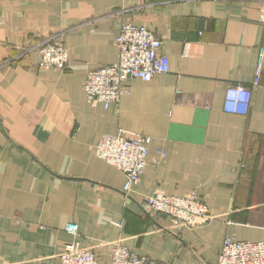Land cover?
Instances as JSON below:
<instances>
[{"label":"crops","instance_id":"crops-1","mask_svg":"<svg viewBox=\"0 0 264 264\" xmlns=\"http://www.w3.org/2000/svg\"><path fill=\"white\" fill-rule=\"evenodd\" d=\"M263 12L264 0H0V264H61L69 242L101 264L119 242L159 262L217 264L226 237L264 241V56L247 111L225 107L230 85L253 87ZM124 17L161 37L169 71L128 80L107 107L84 83L118 62ZM48 37L66 48L64 69L40 66L32 48ZM121 131L150 138L128 193L94 150ZM157 190L195 192L213 218L177 226L144 211Z\"/></svg>","mask_w":264,"mask_h":264},{"label":"built area","instance_id":"built-area-1","mask_svg":"<svg viewBox=\"0 0 264 264\" xmlns=\"http://www.w3.org/2000/svg\"><path fill=\"white\" fill-rule=\"evenodd\" d=\"M121 23L115 42L119 48L118 62L101 65L89 71L84 83L86 96L90 102H102L105 106L117 103L129 91L127 81L140 78L151 81L156 74L169 71V57L162 52L161 37L145 25H137L126 17ZM264 29V12L260 18ZM40 53V66L64 69L68 62V52L53 38H44L33 46ZM187 55V51L184 53ZM264 50L261 49L253 80V87L243 84L230 85L226 91L225 107L230 113L250 106L253 88L261 83ZM145 135L127 136L122 131L107 134L95 143L96 155L116 166L126 174L124 190L128 193L132 186L140 182L148 165V144ZM146 212L165 215L177 226L198 227L213 218L207 204L199 194L180 197L155 191L142 204ZM120 225V224H118ZM65 230L78 235L76 223H68ZM61 264H101L97 252L82 247L77 242H69L61 253ZM111 264H169L140 256L122 243H117L111 254ZM217 264H264V241H237L226 237Z\"/></svg>","mask_w":264,"mask_h":264}]
</instances>
